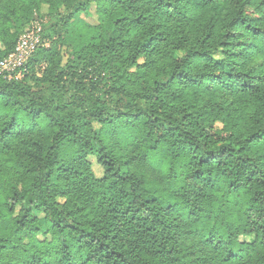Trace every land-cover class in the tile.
<instances>
[{
    "label": "trees",
    "instance_id": "obj_1",
    "mask_svg": "<svg viewBox=\"0 0 264 264\" xmlns=\"http://www.w3.org/2000/svg\"><path fill=\"white\" fill-rule=\"evenodd\" d=\"M90 7L0 75V264H264V0H0V58Z\"/></svg>",
    "mask_w": 264,
    "mask_h": 264
},
{
    "label": "rangeland",
    "instance_id": "obj_2",
    "mask_svg": "<svg viewBox=\"0 0 264 264\" xmlns=\"http://www.w3.org/2000/svg\"><path fill=\"white\" fill-rule=\"evenodd\" d=\"M42 11H46V6L42 7ZM64 11H55L51 14L38 13L31 22H38L41 27L46 26L44 44L46 46H52L56 48L62 57V68H65L70 52L77 46V40L80 35H86L89 28L97 25V14L93 7L87 10L86 13L75 15L68 22L63 20ZM30 25V24H29ZM20 29V21L14 24V30ZM81 38H84L83 36ZM91 86L89 81H86ZM75 80L73 77L66 79L65 87L69 90L73 88ZM108 98V97H106ZM92 161L93 169L96 174H101V168L96 164L95 159L90 157Z\"/></svg>",
    "mask_w": 264,
    "mask_h": 264
},
{
    "label": "built area",
    "instance_id": "obj_3",
    "mask_svg": "<svg viewBox=\"0 0 264 264\" xmlns=\"http://www.w3.org/2000/svg\"><path fill=\"white\" fill-rule=\"evenodd\" d=\"M43 43L41 24L31 22L19 35L14 49L0 58V75L7 79L21 78L27 71L29 58Z\"/></svg>",
    "mask_w": 264,
    "mask_h": 264
}]
</instances>
